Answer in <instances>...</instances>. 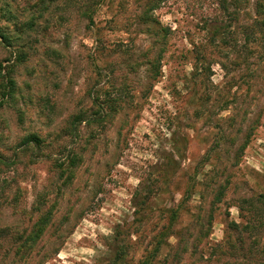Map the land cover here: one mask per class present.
Returning a JSON list of instances; mask_svg holds the SVG:
<instances>
[{
	"label": "rangeland",
	"instance_id": "374dc122",
	"mask_svg": "<svg viewBox=\"0 0 264 264\" xmlns=\"http://www.w3.org/2000/svg\"><path fill=\"white\" fill-rule=\"evenodd\" d=\"M261 196L264 0H0V264H264Z\"/></svg>",
	"mask_w": 264,
	"mask_h": 264
},
{
	"label": "trees",
	"instance_id": "16d2710c",
	"mask_svg": "<svg viewBox=\"0 0 264 264\" xmlns=\"http://www.w3.org/2000/svg\"><path fill=\"white\" fill-rule=\"evenodd\" d=\"M225 1V0H223ZM27 142H33L37 144L39 142L38 137L35 135H29L26 137ZM29 144V143H26ZM262 201H264V196L260 197ZM39 210V209H38ZM50 215L48 211H45L44 213L39 215L38 220L35 222L34 227L32 228V231L30 232V235H27V237L17 246V252L21 254L23 258H26L30 256V254L35 250L36 244L35 242L42 236L45 228L49 224ZM114 247L111 249L109 257V263L111 264H117L118 262L121 263L123 260L124 247L120 244V241L118 240V236H114ZM264 250H262L263 252ZM184 252V250H183ZM264 254V253H263ZM49 258L48 256L44 255L43 259Z\"/></svg>",
	"mask_w": 264,
	"mask_h": 264
}]
</instances>
